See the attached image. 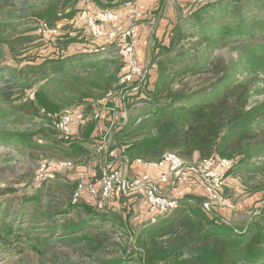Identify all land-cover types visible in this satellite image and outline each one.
Returning <instances> with one entry per match:
<instances>
[{
	"label": "trees",
	"instance_id": "obj_1",
	"mask_svg": "<svg viewBox=\"0 0 264 264\" xmlns=\"http://www.w3.org/2000/svg\"><path fill=\"white\" fill-rule=\"evenodd\" d=\"M69 1L73 3L66 9ZM80 1L85 2L84 7H76ZM126 1L66 0L63 7L55 2L34 12L33 19L41 31L23 33L20 37V43L27 44L18 51L22 54L18 62L24 64L19 69L22 82L17 86L21 94L19 102L11 107L19 114L37 116L42 122L35 130L9 131L2 140L43 152L59 150L63 158L75 161L88 158V145L95 146L110 130L112 148L131 163L139 158L157 161L167 152H175L186 161H192L198 154V162L215 155L233 161L226 173L228 177L264 176V100L249 106L247 80L229 82L222 93L204 100H192L183 87L184 79L190 74L206 69L207 62L199 64V49L219 41L227 45L232 37V42L241 44L240 60L245 70L264 74V16L239 15L233 21L219 19L209 25L202 13L213 6L207 2L195 11L196 23H191L193 26L198 23L199 34L185 28L177 18L163 37L155 38L152 63L140 90L127 97L129 107L136 101L146 106L138 115L139 122L135 119L122 124L121 119L113 126L114 111L119 107L112 109L115 106L112 101L107 102L99 118L88 116L100 108L98 101L107 91L125 85L119 82L129 68L120 57L115 62L88 49L95 46L94 41L103 38L109 42L102 47L110 50L116 47L119 38L94 37L85 21L77 25L68 22L81 10L116 9ZM258 4L264 11V0ZM227 9L221 8V16ZM63 19L68 22L59 28ZM45 25L55 32H45ZM113 27L112 23L103 24L106 31ZM47 35L49 42L44 39ZM185 42L188 43L183 45ZM77 45L83 49L79 50ZM43 46L51 49L48 54L40 50ZM9 48L15 50L13 43ZM74 49L78 50L73 53ZM219 69L216 65V73ZM59 74L62 77L55 79ZM137 83V79L133 80L132 86ZM67 108L84 111L87 117L64 147L60 144L65 141L53 127V120ZM100 121L104 122L102 128ZM39 140L45 143L40 144ZM47 182L40 184L35 195L24 199L37 203L35 212L24 209L10 212L0 207V256L27 250L44 254L54 250V237H59L63 245L80 248L88 254L90 260L85 264H264V205L247 225L234 226L203 208L204 195L199 189L184 193L174 211L133 225L135 207L133 201L126 204L128 198L122 199L120 210L99 211L88 200L74 203L72 194L77 181L61 186L68 199L62 208L52 211L51 201L45 207L40 193ZM261 190L264 185L250 187L254 193ZM4 193L0 188V195ZM24 218L31 225H24ZM118 237L125 243L117 241ZM109 247L117 248V253L106 251Z\"/></svg>",
	"mask_w": 264,
	"mask_h": 264
},
{
	"label": "rangeland",
	"instance_id": "obj_2",
	"mask_svg": "<svg viewBox=\"0 0 264 264\" xmlns=\"http://www.w3.org/2000/svg\"><path fill=\"white\" fill-rule=\"evenodd\" d=\"M171 1L174 3V7L176 6L180 11L177 18H180L179 20L184 24L185 28L194 30L195 34H199L201 28L198 23L196 26L191 24L192 22L193 24L196 23L194 13L201 5L207 2L213 3V6H209L203 10L202 13L205 18L204 21H206L205 23L209 25L213 23L214 20L219 19L225 22L233 21L239 15L242 17H252L255 15L264 16V11L258 4L261 0H249V2L248 0ZM55 2H59L60 7L66 4V0H0V188L5 190V193L0 195V207L2 209L8 208L10 212L20 209H24L28 213L35 212L37 203L33 200L26 201L24 199L38 192V187H35V180L40 160L43 158H63L59 150H47L43 152L34 148L23 147L20 143L2 140L4 135L9 131L23 130L25 128L35 130L42 122L41 118L37 116H31L27 113L19 114L11 107V104H17L19 102V95L21 94L17 86L22 82V75L19 73V69L24 64L18 62V59L22 57L21 52L18 51L27 44L20 43V37L23 33H39L41 30L37 22L33 19L34 12L45 9L49 4ZM72 3L73 1H69V3L66 4V9H68ZM84 3L85 2L80 1L76 7H84ZM89 7L92 8V4L89 5ZM95 7L96 6H94V8ZM222 7H228V14L226 12L221 16L220 10ZM116 9L121 13V17L120 20L114 24L113 28L122 29L126 27L125 25L129 22L126 9L121 3ZM212 14H215V16H212ZM139 21L140 19L136 22L138 23ZM67 22V19H63L58 24V27L60 28L63 23ZM73 22L75 23V19L70 20L68 23ZM201 22L203 21L201 20L200 23ZM33 28L37 30L32 31L31 29ZM46 32L51 33L55 32V30ZM192 38L196 40V37ZM44 39L48 42L50 41L48 35L45 36ZM229 39L231 42L227 45L219 41L207 47L202 46L199 49V64L203 65L207 62L206 69L199 74H190L184 79L183 85L185 92L188 96L191 95L190 97L192 100H204L214 97L222 93L229 82L235 83L244 80H247L250 89L249 106L264 100V74H255L246 71L243 62L240 60L241 44L239 42H232L234 40L233 37ZM193 40L190 39L189 41ZM108 42L109 40L107 39H98L94 41L95 46H89L88 49L89 51H97L93 53L98 57H109V59L118 62L119 56L117 55L116 47L110 50L102 49V46L107 45ZM12 43L15 48L13 51L9 48ZM187 43L188 42H185L183 45ZM76 48H80L79 50L83 49L80 45H77ZM187 49L189 50L188 47ZM40 50L48 54L51 49L43 46ZM77 50L78 49H74L72 52L75 53ZM150 65L146 67L148 68ZM216 65L218 68L220 67L219 73H216ZM59 77L61 78L62 75L59 74L55 76V79ZM121 82L123 81L120 79L119 83ZM178 86L179 85L176 87ZM54 90H56V87ZM133 93H135V91H133ZM143 107H146L145 104L136 101L134 105L124 107L125 110L117 108L114 111V116L116 118H113V121H111L112 125L115 126L117 123H120L121 121L118 120L121 119L127 122L135 119L137 121L138 115ZM97 108H99V106ZM3 112H6V114ZM39 143L44 144L45 142L39 140ZM60 145L66 147L67 143L64 142ZM88 147L91 148V152L89 153L90 156L88 158L76 159L75 164L77 167H82L88 164L89 161L97 162L98 156L95 154L96 147L89 145ZM188 162H195L194 158L192 161ZM76 168L55 171L56 177L47 182L46 186L43 187L40 192L42 195V203L45 207L50 201L53 205L52 211L62 208L65 205L68 195L65 194L66 192L64 190H60V188L68 182L76 181ZM255 185L263 186L264 176L256 175L251 179L248 174H236L229 177L224 191L227 199H229L230 205L221 206L216 210L217 215L222 221L234 226H244L254 219L255 216L259 215L260 209L264 205V190L255 193L251 192L250 187ZM55 189L56 191L54 192ZM255 194H257V198L253 200L252 196ZM138 198L133 202V206L135 207L133 211V217L135 219L133 225L137 224L136 222H142L149 218L145 210L142 207L139 208L140 204L137 202H139L140 199ZM117 203L115 208L118 210L121 208L122 199ZM25 219L26 218H24L23 224L26 226L31 225L32 222L29 220L25 221ZM60 239L59 237H54L53 244H55L56 247L54 250L51 249L44 254H37L27 250L21 254L1 255L0 264H85L90 260L88 254L84 250L77 247L71 248L65 246L59 242ZM117 241L125 243V240L120 237L117 238ZM115 249L117 248L109 247L106 251L115 254L117 251Z\"/></svg>",
	"mask_w": 264,
	"mask_h": 264
},
{
	"label": "built area",
	"instance_id": "obj_3",
	"mask_svg": "<svg viewBox=\"0 0 264 264\" xmlns=\"http://www.w3.org/2000/svg\"><path fill=\"white\" fill-rule=\"evenodd\" d=\"M137 1L127 0L124 3L129 25L122 29L106 31L103 28L104 23L115 24L120 20L121 13L115 8L95 11L84 9L75 17L74 24H78L81 20L85 21L95 37L119 38L120 41L116 45L117 55L124 59L125 65L129 68L121 77L123 82L120 84L125 85L107 91L98 101L101 108L88 114L89 117L99 118L108 101L115 103L112 109L119 107L125 110L127 97L133 95V91L136 93L140 90L143 78L149 69L140 65L136 52V42L140 32L135 22L143 17ZM53 30L45 25V32ZM135 79L138 83L132 86ZM30 96L33 97L34 93L31 92ZM86 117L84 111L67 108L53 120V127L60 139L66 142L71 139ZM126 122L124 120L122 124ZM136 122H139V119ZM112 142L109 130L95 145L97 162L89 161L85 169L78 170L77 183L72 194L74 203L88 200L99 211H107L117 210L115 206L121 199L128 198L126 202L128 204V201L135 202L139 197L145 213L155 220L179 206L184 193L172 195L170 192L189 187L192 188L190 191L201 189L204 195L202 206L210 214H217L216 210L219 207L230 205L224 190L229 178L226 173L232 167V160L212 155L200 162H188L175 152H167L157 161H145L139 158L131 163L125 155L112 148ZM137 166H144L145 169L136 171ZM75 167V161L70 158H43L38 164L35 187H39L43 181L53 180L56 177V170ZM90 170L93 171L92 175L89 173ZM154 170L158 171L157 174L153 173Z\"/></svg>",
	"mask_w": 264,
	"mask_h": 264
},
{
	"label": "crops",
	"instance_id": "obj_4",
	"mask_svg": "<svg viewBox=\"0 0 264 264\" xmlns=\"http://www.w3.org/2000/svg\"><path fill=\"white\" fill-rule=\"evenodd\" d=\"M139 9L143 13L142 19L137 23L136 26L140 31L139 39L136 42V52L140 63L143 66H148L152 63L153 55H154V47L153 42L156 37H163L164 32L169 29L170 24L177 19V15L180 14L179 9L172 3L171 0H138L137 1ZM128 22V21H127ZM129 25V22L125 25ZM153 71V70H152ZM99 126L102 128L104 126V122L100 121ZM93 146V145H89ZM90 152L91 148L88 147ZM90 155H88L89 157ZM87 158V156H86ZM199 155L196 154L194 156V161H197ZM95 165V164H94ZM77 167V166H76ZM75 167V168H76ZM74 168V169H75ZM79 169H85V165L82 167H77L76 172ZM136 171L145 169L144 166H137ZM134 169V170H135ZM95 171V170H94ZM158 171L154 170L153 173L157 174ZM92 175L93 171H89ZM231 177V176H230ZM78 178V173H76V181ZM229 180V178H228ZM185 188V187H184ZM174 190L170 192L172 195H179L183 193H187L192 188L186 187L185 189ZM257 194L252 196V199L255 200ZM140 204L139 208H143L142 201L139 200L137 202Z\"/></svg>",
	"mask_w": 264,
	"mask_h": 264
}]
</instances>
